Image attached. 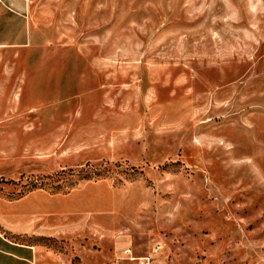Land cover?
<instances>
[{
	"label": "rangeland",
	"instance_id": "374dc122",
	"mask_svg": "<svg viewBox=\"0 0 264 264\" xmlns=\"http://www.w3.org/2000/svg\"><path fill=\"white\" fill-rule=\"evenodd\" d=\"M25 2L0 264H264V0ZM85 163L109 171L26 190Z\"/></svg>",
	"mask_w": 264,
	"mask_h": 264
},
{
	"label": "crops",
	"instance_id": "0c3cea01",
	"mask_svg": "<svg viewBox=\"0 0 264 264\" xmlns=\"http://www.w3.org/2000/svg\"><path fill=\"white\" fill-rule=\"evenodd\" d=\"M25 7V0H0V46L21 45L27 40Z\"/></svg>",
	"mask_w": 264,
	"mask_h": 264
},
{
	"label": "trees",
	"instance_id": "16d2710c",
	"mask_svg": "<svg viewBox=\"0 0 264 264\" xmlns=\"http://www.w3.org/2000/svg\"><path fill=\"white\" fill-rule=\"evenodd\" d=\"M109 171L106 167H95L85 163L75 169L68 168L66 171L61 169L51 175L44 178L30 177L27 182V189L30 190L33 187H40L48 190L49 192L64 191L69 186L77 183L81 179H94L103 178L106 172Z\"/></svg>",
	"mask_w": 264,
	"mask_h": 264
}]
</instances>
